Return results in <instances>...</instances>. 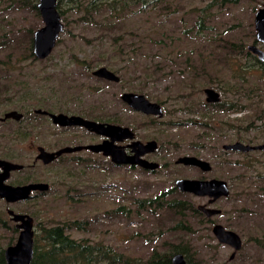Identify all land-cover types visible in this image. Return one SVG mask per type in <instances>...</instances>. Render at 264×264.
Wrapping results in <instances>:
<instances>
[{"label":"rangeland","instance_id":"rangeland-1","mask_svg":"<svg viewBox=\"0 0 264 264\" xmlns=\"http://www.w3.org/2000/svg\"><path fill=\"white\" fill-rule=\"evenodd\" d=\"M39 2L0 0V118L23 114L0 122V158L23 169L9 183L49 187L0 201V264L18 237L10 211L33 220L31 264H172L177 254L185 264H264V150L223 147L264 144V59L248 48L264 54L255 25L264 0H56L63 29L43 59L33 49ZM101 66L117 80L94 75ZM205 88L218 100L207 101ZM126 91L160 113L132 109ZM60 112L154 140L146 157L157 169L117 166L87 150L42 166L38 146L101 142L53 123ZM185 155L207 160L209 170L177 163ZM181 179L222 180L228 195L210 203L181 192ZM215 225L236 233L241 248L220 243ZM54 228L61 243L46 238Z\"/></svg>","mask_w":264,"mask_h":264},{"label":"water","instance_id":"water-1","mask_svg":"<svg viewBox=\"0 0 264 264\" xmlns=\"http://www.w3.org/2000/svg\"><path fill=\"white\" fill-rule=\"evenodd\" d=\"M39 11L42 16L43 26L34 32L33 49L37 58H44L50 54L55 42L63 29V24L60 19V14L56 9V0H40ZM255 25L257 29L258 40L264 42V4L255 14ZM248 48L256 53L259 57L264 58L263 51L256 45H249ZM94 75L108 79L117 80L116 75L108 68L101 66L94 72ZM207 101H217L218 93L212 88H205ZM121 99L128 104L132 109L145 113L157 114L160 109L157 103L148 100L145 95L138 92L126 91L121 95ZM41 111V110H40ZM44 113H46L44 111ZM18 118L19 114L16 111H9L5 114V118ZM53 123L60 126H82L85 129L96 133L97 135L107 137L99 143H91L85 145L63 146L55 151H48L43 147H38L37 157L45 164L54 160L62 153H72L83 149L90 150L94 153H102V155L109 157L116 164H132V166H140L145 169H155L157 164L146 160L142 156L148 152H152L156 148L154 140L142 143L135 139L134 132L128 126L113 124L108 122H97L91 119H86L80 115H67L64 113H57L51 115ZM126 139L131 140L128 146L131 150L127 154L124 145L117 142H122ZM139 147L136 150L135 147ZM225 149L236 151H251L264 150V144L252 146L243 144L241 142H234L232 144L223 145ZM177 163L186 164V166H196L203 171L209 170V162L196 156H181ZM0 166L3 167V172L0 174V199H5L7 202L14 203L23 201L29 198L33 191H46L48 185L44 183L29 184L21 187H11L4 184L8 178L9 172L19 169V164L0 160ZM176 186L181 192L194 194L197 197H209L213 202L219 198L228 195L227 185L222 180L212 179L209 181H199L191 179H181L176 182ZM208 216L215 214V211H209L200 207ZM14 222H19L18 226L21 229L17 241L14 245L9 246L5 250V259L7 264H31L33 257V220L28 215L13 214L9 212ZM213 233L220 243L229 245L235 251L240 249L239 236L224 229L221 225L213 227ZM172 264H185L182 255H175L172 259Z\"/></svg>","mask_w":264,"mask_h":264},{"label":"flooded vegetation","instance_id":"flooded-vegetation-1","mask_svg":"<svg viewBox=\"0 0 264 264\" xmlns=\"http://www.w3.org/2000/svg\"><path fill=\"white\" fill-rule=\"evenodd\" d=\"M36 31V30H35ZM262 42V41H261ZM254 45V44H253ZM254 54H256V53H254ZM41 59V58H40ZM262 59H264V58H262ZM10 111H16L17 113L19 112L18 110H16V109H11ZM36 113L38 112V113H41V111L39 110V109H35L34 110ZM9 112V111H8ZM7 113V112H6ZM5 113V114H6ZM60 113H62V112H60ZM5 114H4V118H0V122L1 123H3V122H9V121H11L12 119H14L15 121H19V120H21V119H23V114L22 113H18L19 114V117L18 118H14V117H9V118H5ZM44 114V113H43ZM64 114H66V113H64ZM68 115V114H67ZM69 115H73V114H69ZM74 115H76V114H74ZM22 117V118H21ZM83 117V116H82ZM21 118V119H20ZM85 118V117H84ZM86 119H88V118H86ZM96 121V120H95ZM97 122H99V121H97ZM58 126H60V125H58ZM60 127H68V128H72V127H78V128H82V129H84V130H86V131H88V132H92V131H89V130H87V129H85L84 127H82V126H75V125H69V126H60ZM0 133H2L1 132V129H0ZM92 133H94V132H92ZM96 136H100V135H97L96 133H94ZM135 135V134H134ZM100 137H102L101 138V141H103L104 139H107V137H104V136H100ZM135 139H137L136 137H135ZM139 140V139H138ZM139 141H141V140H139ZM148 141H151V140H142L141 142L142 143H147ZM131 142V140H129V139H126V140H124V141H122V142H117L118 144H120V145H124L125 146V150H126V152H127V154H130L131 153V149L128 147V146H126L127 144H129ZM67 146V145H66ZM38 147H42V146H38ZM38 147L36 148V155H35V161H39L41 164H42V166H45V163L41 160V159H39L38 157H37V155H38ZM62 147V146H61ZM61 147H59V148H61ZM44 149H46L45 147H43ZM58 148V149H59ZM139 147H135V149L137 150ZM47 150V149H46ZM57 150V149H56ZM86 149H83V150H80V151H76V152H81V151H85ZM139 150H140V148H139ZM49 151V150H48ZM87 151H90V150H87ZM76 152H72V153H62L61 155H59V156H57L54 160H52L51 162H55L56 160H59L63 155H66V154H73V153H76ZM91 152V151H90ZM153 152V151H152ZM151 152H148V153H146V154H144L142 157L143 158H145L146 160H149L147 157H146V155H148V154H150ZM107 157V156H106ZM109 158V157H108ZM0 160H6V161H10V160H8V159H5V158H0ZM111 160V159H110ZM112 161V160H111ZM150 161V160H149ZM10 162H13V161H10ZM51 162H49V163H51ZM113 162V161H112ZM13 163H16V162H13ZM49 163H47V164H49ZM114 163V162H113ZM17 164V163H16ZM116 164V163H115ZM117 166H122V164H117ZM131 166H132V164H131ZM185 166H186V164H185ZM140 167V166H139ZM192 167H196V166H192ZM196 168H199V167H196ZM142 169H145V168H142ZM157 169V167L155 168V169H148V170H156ZM23 169H21V166H20V168L19 169H16V170H13V171H10L9 172V175H8V178L4 181V184H6V185H8V186H11V187H21V186H26V185H29V184H39V183H42L41 181H32V182H28L26 179H21L19 182H16L15 184L14 183H9V180H10V178H11V176H12V174L13 173H15V172H20V171H22ZM3 172V167L2 166H0V174ZM218 180V179H217ZM202 181H209V180H202ZM44 184H46V183H44ZM48 185V184H47ZM49 188V187H48ZM48 190V189H47ZM33 192H35V191H33ZM0 201H4V202H6L7 204H12V203H10V202H7L5 199H0ZM18 202H20V201H18ZM14 203H16V202H14ZM11 212V211H10ZM8 214H9V212H8ZM9 216L12 218V216L9 214ZM12 222H14V221H12ZM15 223V225H14V228H15V230L16 231H18V236H19V233L21 232V229L18 227L19 225H20V223L19 222H14ZM18 238V237H17ZM12 246V245H11ZM9 247V246H8ZM7 247V248H8ZM240 248H241V246H240ZM6 250V249H5ZM4 255H5V251H4ZM5 257V256H4ZM5 262H6V259H5Z\"/></svg>","mask_w":264,"mask_h":264},{"label":"trees","instance_id":"trees-1","mask_svg":"<svg viewBox=\"0 0 264 264\" xmlns=\"http://www.w3.org/2000/svg\"><path fill=\"white\" fill-rule=\"evenodd\" d=\"M46 238L52 240L54 243H61V239H63L58 228L48 230Z\"/></svg>","mask_w":264,"mask_h":264},{"label":"bare ground","instance_id":"bare-ground-1","mask_svg":"<svg viewBox=\"0 0 264 264\" xmlns=\"http://www.w3.org/2000/svg\"><path fill=\"white\" fill-rule=\"evenodd\" d=\"M43 59V58H42Z\"/></svg>","mask_w":264,"mask_h":264}]
</instances>
